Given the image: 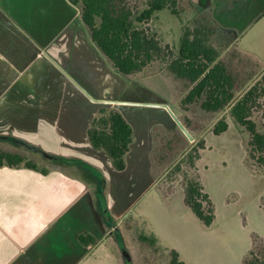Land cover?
Here are the masks:
<instances>
[{
  "label": "crops",
  "instance_id": "0c3cea01",
  "mask_svg": "<svg viewBox=\"0 0 264 264\" xmlns=\"http://www.w3.org/2000/svg\"><path fill=\"white\" fill-rule=\"evenodd\" d=\"M196 5L237 33L242 53L264 62V0H196ZM61 69L95 99L161 104L143 100V94L154 92L113 69L70 0H0V135L100 169L108 187L105 203L119 223L155 187L153 127L175 128V122L158 107L95 103ZM102 106L121 112L133 128L121 172L87 137ZM51 169L44 175L0 168V264H94L112 243L94 175L59 163ZM84 232L101 243L83 246L79 235Z\"/></svg>",
  "mask_w": 264,
  "mask_h": 264
},
{
  "label": "trees",
  "instance_id": "16d2710c",
  "mask_svg": "<svg viewBox=\"0 0 264 264\" xmlns=\"http://www.w3.org/2000/svg\"><path fill=\"white\" fill-rule=\"evenodd\" d=\"M70 1L80 8L81 19L92 42L118 74L136 79L160 62L173 80L178 96L182 97L181 109L203 117L229 112L235 124L249 133L246 152L250 166L264 171V64L237 49V33L222 28L213 20L209 10H202L184 26L180 48L176 52L169 44H164L148 25L162 10H168L181 19L184 9L180 0ZM177 115L194 136V142H190L178 126H154L151 151L154 182L164 188L167 178L173 180L172 176L180 174L184 203L206 227H211L216 220L215 204L205 189L198 167L206 140L196 137V131L203 125L195 124L190 116ZM228 129L227 117L222 116L214 124L212 132L221 135ZM87 137L95 150L107 154L116 171L127 168V154L134 133L121 112L102 106L87 131ZM0 143H11L27 152L0 147V168H24L47 175L52 166L59 163L77 166L100 179L104 195L102 199L99 196L102 204L100 214L110 232L117 236L120 246L131 252L124 233L125 217L122 224L118 223L105 203L108 187L100 169L77 157L51 153L47 157L23 144L39 147L11 135H0ZM167 164L170 165L168 168ZM134 236L138 246L159 252V239L154 233L148 234L136 228ZM79 241L87 248L101 243V239L88 232L81 233ZM123 257L131 259L124 252ZM167 264L187 263L177 250L172 249L168 252ZM242 264H264V236L253 234L252 247Z\"/></svg>",
  "mask_w": 264,
  "mask_h": 264
},
{
  "label": "rangeland",
  "instance_id": "374dc122",
  "mask_svg": "<svg viewBox=\"0 0 264 264\" xmlns=\"http://www.w3.org/2000/svg\"><path fill=\"white\" fill-rule=\"evenodd\" d=\"M180 3L184 9L181 19L168 10H162L148 25L164 44H169L176 52L180 48L184 26L200 12L196 0H180ZM237 49L240 51L238 46ZM244 54L264 64L256 56ZM139 77L137 82L154 92L151 97L143 94V100L169 104L182 117L190 116L195 124L203 125L196 131V137L206 140L198 167L205 189L215 204L216 220L211 227H206L184 203L182 176H172L173 180L167 178L164 187L171 188L169 191L155 184L151 192L125 215L127 225L124 233L131 252L120 246L117 236L111 231L108 242L115 245L119 254L109 243L94 264H167V255L172 249L181 253V259L187 264H242L252 247L253 234L264 236V171L252 168L248 162L246 142L249 133L235 124L229 112L203 117L202 114L193 115L182 110V97L178 96L175 87L172 88V79L160 62ZM162 109L156 108L159 113ZM222 116L227 117L229 129L221 135H214L213 126ZM0 147L27 153L11 143H0ZM169 166L167 164L166 168ZM94 179L99 183L102 199V182L95 176ZM136 228L157 236L159 252L137 245ZM123 250L131 259H124Z\"/></svg>",
  "mask_w": 264,
  "mask_h": 264
},
{
  "label": "water",
  "instance_id": "95a60500",
  "mask_svg": "<svg viewBox=\"0 0 264 264\" xmlns=\"http://www.w3.org/2000/svg\"><path fill=\"white\" fill-rule=\"evenodd\" d=\"M62 72L66 75V77L72 81L78 88L79 90L86 96L88 97L91 101L95 102V103H102V104H131V105H138V106H148V107H158V108H163L165 109L169 115L171 116V118L173 119V121L175 122L176 126H178V128L183 132V134L187 137V139L190 142H194V137L193 135L190 133V131L186 128V126L182 123V121L179 119V117L176 115V113L171 109V107L167 104L161 103V104H154V103H135V102H120V101H109V100H98L93 98L79 83H77L67 72H65L63 69H61ZM23 146H25L26 148L32 150V151H37L39 153H41L42 155H45L47 157H50V155L39 149L36 147H33L31 145H26L23 144ZM124 254L128 257V253L126 252V250L124 251Z\"/></svg>",
  "mask_w": 264,
  "mask_h": 264
}]
</instances>
